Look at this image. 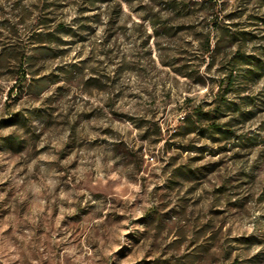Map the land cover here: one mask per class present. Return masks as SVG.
I'll return each mask as SVG.
<instances>
[{"label":"rangeland","instance_id":"rangeland-1","mask_svg":"<svg viewBox=\"0 0 264 264\" xmlns=\"http://www.w3.org/2000/svg\"><path fill=\"white\" fill-rule=\"evenodd\" d=\"M202 1L0 0V264H264V0Z\"/></svg>","mask_w":264,"mask_h":264},{"label":"trees","instance_id":"trees-1","mask_svg":"<svg viewBox=\"0 0 264 264\" xmlns=\"http://www.w3.org/2000/svg\"><path fill=\"white\" fill-rule=\"evenodd\" d=\"M149 1H152L155 4H158L160 6L165 5L166 6L165 9L168 12L176 11V10H178L181 7V0H149ZM209 1L210 0H203L202 3L207 5V3H210ZM208 6H209L208 9L211 10L212 13H214V9H215V6L216 5L215 4H212V5H208ZM160 12H161V10H159L158 13L157 12L156 13H152L151 15H148V18H150V19L154 18L155 16H157L158 14H160ZM218 15H220V13L217 14V16ZM216 44H217V46H220V39L217 40ZM209 50H210V47H209ZM239 54L240 53L237 50V52L235 54L236 58H238V55ZM37 88H39V87H37ZM37 88H36V92L37 93H41V91L44 89V87H40L39 89H37Z\"/></svg>","mask_w":264,"mask_h":264}]
</instances>
